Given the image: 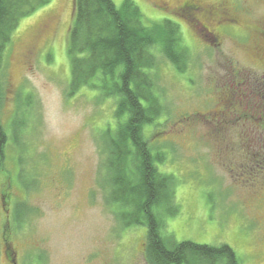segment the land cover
Returning <instances> with one entry per match:
<instances>
[{
	"label": "rangeland",
	"instance_id": "1",
	"mask_svg": "<svg viewBox=\"0 0 264 264\" xmlns=\"http://www.w3.org/2000/svg\"><path fill=\"white\" fill-rule=\"evenodd\" d=\"M111 1L120 9L125 0ZM131 1L146 27L163 20L177 24L190 53L187 71L179 74L154 51L162 112L143 132L151 152L164 156L158 170L173 178L177 210L170 216L167 207L155 208L162 235L169 245L225 244L240 264H264V175L243 164L244 152L254 148V141L244 140L243 124L223 120L231 112L224 109L232 61L252 65L251 27L264 19V0H200L228 5L251 29L242 40L228 31L216 48L192 27L191 16L175 13L184 0ZM73 14L74 0H51L19 21L5 51L0 264H8L2 231L9 226L6 254L16 264H146L145 227L122 228L113 214L117 207L105 202L102 134L108 124L115 128V102L86 88L69 89ZM18 204L33 213L15 228L10 215Z\"/></svg>",
	"mask_w": 264,
	"mask_h": 264
},
{
	"label": "trees",
	"instance_id": "2",
	"mask_svg": "<svg viewBox=\"0 0 264 264\" xmlns=\"http://www.w3.org/2000/svg\"><path fill=\"white\" fill-rule=\"evenodd\" d=\"M50 3L51 0H0V109L4 101L5 51L19 21ZM187 10L195 16L201 14L195 6L189 5ZM154 51L177 73L187 71L190 53L182 45L177 24L163 20L146 27L131 0H125L120 9L111 0H74L67 49L70 92L86 88L103 100L115 102V128L112 130L108 124L102 134L105 202L109 208L117 207L113 214L122 228L145 227L146 264H240L228 245H169L162 235L164 222L155 208L167 207L170 216L177 210L172 208L173 178L158 170L164 156L151 152L143 132L162 112L154 74L159 62ZM7 144L0 121V174L5 171ZM32 213L25 204H18L10 215V224L20 228ZM10 231L11 226L2 231L3 252L8 254ZM9 258L12 263L13 257Z\"/></svg>",
	"mask_w": 264,
	"mask_h": 264
},
{
	"label": "flooded vegetation",
	"instance_id": "3",
	"mask_svg": "<svg viewBox=\"0 0 264 264\" xmlns=\"http://www.w3.org/2000/svg\"><path fill=\"white\" fill-rule=\"evenodd\" d=\"M166 5L163 3L162 7H170ZM170 5L175 7V4ZM189 5L199 8L201 14L195 16L188 12ZM231 10L224 3L215 2L210 5L200 0H184L180 4L178 2L174 9L179 16H191L193 19L192 27L213 48L219 47L223 43V38H225L228 31L239 32L241 40L244 39L245 32H251L248 26L240 25L239 18ZM253 25L251 27L253 28V34H251L255 43L248 58L252 65L245 66L237 61H232L233 65H231L229 75L233 80L227 86L229 93L225 94L227 104L224 109H231V112L227 116L225 114L223 120L243 124L245 128L244 140L249 138L254 141L253 150L245 151L243 154V164L246 166L250 164L251 171L262 176L264 175V19L255 22ZM243 26L247 27V30ZM224 113L225 111L222 110L216 115L221 117ZM248 124L251 125L252 129L247 128ZM262 184L264 186V179ZM261 206H258V208ZM3 254L7 263L13 264L9 260V255L6 252H3Z\"/></svg>",
	"mask_w": 264,
	"mask_h": 264
},
{
	"label": "water",
	"instance_id": "4",
	"mask_svg": "<svg viewBox=\"0 0 264 264\" xmlns=\"http://www.w3.org/2000/svg\"><path fill=\"white\" fill-rule=\"evenodd\" d=\"M13 264H16L14 260H13Z\"/></svg>",
	"mask_w": 264,
	"mask_h": 264
}]
</instances>
